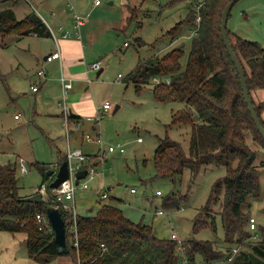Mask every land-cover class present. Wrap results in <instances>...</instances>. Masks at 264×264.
<instances>
[{
    "label": "rangeland",
    "instance_id": "rangeland-1",
    "mask_svg": "<svg viewBox=\"0 0 264 264\" xmlns=\"http://www.w3.org/2000/svg\"><path fill=\"white\" fill-rule=\"evenodd\" d=\"M7 1L18 17L36 7L52 22L47 6L36 0ZM63 1L72 2L81 14H89L87 25L93 32V38L84 40L90 49L87 62L97 59L102 64V71H88L92 82L86 91L92 93L97 107L104 100H109L113 105L107 111L101 108L92 121L83 125V132L94 135L99 131L105 143H89L84 139L86 142L80 144L79 147L84 152L92 154L97 173L91 179H81L87 180L89 187L78 190L76 196L91 201V212H94L100 203L97 202V195L101 190L109 189L111 198L108 201L113 200L133 221L150 224L158 236L168 238L175 231L185 242L189 238L212 239L218 246H235L236 244L228 245L223 238L220 216L216 214L220 200L211 207L215 216V229L206 227L198 232L192 231L193 216L204 205L211 184L219 175L224 174L223 166L203 169L194 181L188 180L190 173L186 170L176 184L168 178L155 175L154 149L160 137L168 134L188 150L187 127L173 125L166 129V125L171 122L172 110L185 107V104L179 101L158 102L154 99L151 84H146L137 91L132 81H124L139 60L152 57L159 51L158 55H161L177 45L183 47L181 63L185 64L191 39L197 33L192 32L195 27L183 23L174 41L166 32L188 14L196 17V10L202 0H183L178 3H170V0H101L100 4H95V0ZM65 6L68 7L66 4ZM128 6L137 9L136 15L126 23ZM230 10L226 25L228 29L244 39L258 41L264 46V0H238ZM231 37L234 39L233 35ZM138 38L143 41L140 45L136 43ZM46 44H53L50 35H26L21 38L0 36V164L11 163L15 166L21 194L33 193L40 185L43 175L37 162H57L66 146L64 126L58 114H55L57 84H48L45 91V87H41L38 92L45 93L39 96L38 101L35 100L38 93L30 92L32 81L38 82L37 70L40 68L33 52L45 51ZM44 103L53 105L44 107ZM115 104L120 107L114 111ZM139 137H142L141 141H138ZM246 141L250 147L260 151L254 163L264 160V148L260 147L250 133L246 136ZM116 142L123 145L125 152L106 151L104 145ZM99 149L105 151L106 160L102 158L99 161ZM19 156L25 159L28 169L26 172L18 169ZM261 170L264 190V168ZM131 187L136 191L130 192ZM158 190L161 193L157 195ZM173 191L177 199L188 197L187 200L181 202L178 208H164V197ZM260 205V202H253L250 208L251 214L256 216L257 227L255 230L248 228L251 234L249 240L260 238L259 229L264 224V206ZM90 206L78 205L77 210L87 212L86 208ZM158 208H162L164 214H156ZM253 231L256 232L257 239L253 238ZM59 256L63 258L64 264H72L73 260L68 253ZM57 260L59 259L49 263L36 262L28 255L23 232L0 231V264H58ZM215 264L228 263L224 259Z\"/></svg>",
    "mask_w": 264,
    "mask_h": 264
},
{
    "label": "trees",
    "instance_id": "trees-1",
    "mask_svg": "<svg viewBox=\"0 0 264 264\" xmlns=\"http://www.w3.org/2000/svg\"><path fill=\"white\" fill-rule=\"evenodd\" d=\"M228 1H201L196 10L201 20L191 39L184 65L181 63L183 47L177 45L161 55L139 60L124 81H132L137 91L151 84L154 99L158 102L185 104V107L172 110L171 122L166 129L173 125L187 127L188 150L168 134L160 137L153 157L156 177L168 178L176 184L186 170L190 173L188 180L194 181L203 169L211 166L225 168L224 174L211 184L204 205L193 216L192 231L198 232L206 227L215 229L211 207L220 200L216 214L220 216L223 238L228 245H236L225 248L212 239L189 238L184 244L185 255L192 263L200 259L215 264L237 247L234 264H264V224L259 229L260 238L257 239L256 232L252 233L257 240L248 239L251 234L247 224L253 202H259L262 197L260 177L264 160L254 163L260 151L249 146L246 136L250 133L262 148L264 138L250 115L238 72L221 38L220 19ZM178 2L183 0H170V3ZM128 9L126 23L136 15L137 8L128 6ZM194 17L188 14L168 29L167 34L175 38L183 23L194 27ZM32 33L46 37L50 30L34 9L18 17L7 0H0V36L21 38ZM227 36L244 71L257 117L264 127V97L259 102L252 97V90L264 87V46L240 37L228 26ZM136 43L140 45L143 41L138 38ZM63 160L65 157L61 155L57 163ZM37 166L43 175L39 184L45 183L50 189L53 175H46L49 164L37 162ZM16 171L11 163L0 164V231L23 232L29 257L36 262L49 263L61 254L53 243V229L49 228L48 222H38L36 213L47 217L45 211L51 204L50 199L35 202L21 199ZM187 198L177 199L173 191L164 197L162 205L164 208H178ZM62 214L69 247L67 253L74 264H177L180 259L176 253L177 241L158 236L150 224L133 221L113 200L101 203L94 212L76 215L77 247L72 243L73 222L68 214Z\"/></svg>",
    "mask_w": 264,
    "mask_h": 264
},
{
    "label": "crops",
    "instance_id": "crops-1",
    "mask_svg": "<svg viewBox=\"0 0 264 264\" xmlns=\"http://www.w3.org/2000/svg\"><path fill=\"white\" fill-rule=\"evenodd\" d=\"M36 1H38L43 6L46 5L47 11L49 12V15L51 16L53 24H52V22L50 23L48 18L47 17L45 18L44 15H42L36 7H34L36 14L39 15V17L42 19V21L43 20L45 21V22L44 21L43 22L45 23V25H47L48 29L50 30V36L52 37L53 44H46L45 51L33 52V55L36 58L35 61H37L38 65L40 67L39 69H41V68L45 69V73H44V76H38V82L32 81V83L30 84V92L31 93H38V96H35V100L38 101L39 96L45 93L44 91L46 90L48 84L49 85L57 84L58 95L56 97L55 114L56 115L58 114V116L60 117L61 122L65 128V129L63 128V131L65 130L63 133V137H65L66 146H65V150L62 154L65 157V155L67 153L66 151L68 148H79L80 149V147H79L80 144H82L83 142H86L84 140V137H83V134L85 133V132H83V125L87 121H92V119H94L93 116L95 114H97V112H99V110L102 108V104L105 101H109V100H104L101 103V106L98 105L99 107H97V105H95V103L93 101L92 93L90 91H86L87 87L92 82V80L90 79V77L88 75V71L93 70V69L97 70L98 72L102 71V64L99 68H93L92 69L90 66L93 62H91V63L87 62L90 49H89V46L86 45V42H84V40L87 41V40L93 38V32H91V29H89L90 26L87 25L89 14L83 15L80 12H78L71 1H70L71 3H69V1H68V3H65L63 0L61 2H59L58 0H36ZM64 3L69 8L68 7L66 8ZM100 3H101V0H100ZM100 3H98V4H100ZM95 4H97V3H95ZM74 13L81 14L85 18L84 23L80 26V30H81L80 36L71 35L69 37H65V36H63V31H64L63 28H69V29L73 28V25H74L73 14ZM105 26H107V24H105ZM29 36H38V35L32 33ZM39 37H41V36H39ZM175 39L176 38H172V41H174ZM55 51L59 52L60 57L46 61L45 60L46 55L51 53V52H55ZM159 52L155 53V54H159ZM93 61H98V60L94 59ZM63 76L69 78L72 82V86L70 88H68L66 90V92L62 91V87H61V77H63ZM120 77H118V79H120ZM34 83H37L38 88L36 90L31 89V86ZM43 86L45 87L44 91L38 92L40 90V88ZM252 97L257 102L261 101L262 98L264 97V87L256 88V89L252 90ZM63 100L65 101L66 106L69 109L70 117L72 118V120L73 121H75V120L80 121L79 129L75 128V126L73 124H70L69 130L66 129V125H65V122H63V117H62V109L58 105V102L63 101ZM52 105L53 104L48 105L47 103L43 104L44 107H49ZM110 105H111V107L113 106L112 103H110ZM116 105H117V109H118L120 107V105L119 104H116ZM262 116L264 117V111L262 112ZM14 117L16 118V115H14ZM72 142H74L73 146H72ZM87 154H89V153H87ZM89 155H92V154H89ZM20 157H22V156H19V158ZM19 158L17 159V162H18ZM22 158H24V157H22ZM50 163H53V162H50ZM50 163H49V165H50ZM35 191H36V189H35ZM108 191H109V189H108ZM101 192H102V190H101ZM33 193H26V194L20 193V194L22 196H25V195H30ZM110 196L111 195L109 194V197ZM262 196H263L262 199L259 201L261 204L260 205L261 207L264 206V190L263 189H262ZM75 198H76L75 204H76V213L77 214L78 213H80V214L84 213L83 211L77 210L78 205L79 206H81V205L90 206V204L92 203L91 201H87L83 197L79 198L75 195ZM97 200H98V198H97ZM97 202H99V200ZM262 203H263V205H262ZM99 205H100V203L98 204V206ZM86 209L88 212H90L93 210V207L90 206L89 208L87 207ZM155 213L157 214V211ZM54 259H59V260H57L58 264H64L65 263L63 258H61L59 255L57 257H55ZM54 259H52V260H54ZM72 264H74V261H72Z\"/></svg>",
    "mask_w": 264,
    "mask_h": 264
},
{
    "label": "built area",
    "instance_id": "built-area-1",
    "mask_svg": "<svg viewBox=\"0 0 264 264\" xmlns=\"http://www.w3.org/2000/svg\"><path fill=\"white\" fill-rule=\"evenodd\" d=\"M95 3H100V0H95ZM199 7V6H198ZM73 19H74V25L72 29L69 28H63V36L65 37H69L71 35H75V36H80V26L84 23L85 18L84 16H82L81 14L78 13H74L73 14ZM44 21V20H43ZM45 22V21H44ZM200 22V15H197L196 17V25L194 26L195 28L192 29V32H197L198 30V25ZM124 44H126V42L124 41ZM60 54L58 51L55 52H51L49 54L46 55L45 60H51L54 58H59ZM101 66V61H93V63L91 64V68H99ZM45 73V69L41 68L37 70V75L38 76H44ZM154 79L158 80L157 77H154ZM169 81L166 80V83H168ZM72 86V82L69 78L63 76L61 77V87H62V91H65L70 88ZM37 87V83L32 84L31 89L32 90H36ZM110 101H105L102 104V108L104 111H107L111 105H110ZM59 107H61L62 109V117H63V122H65L66 125V129L69 130V126L70 124H73L75 126V128L79 129L80 127V121L75 120L73 121L72 118L70 117V113H69V109L66 106L65 101H59L58 102ZM84 139L89 142V143H99V144H104L105 141L103 140L102 136H100L99 131H97L94 135L85 132L83 134ZM142 137L138 138V141H141ZM104 148L106 149V151H108L109 153L114 152V151H119L121 153L125 152L124 151V147L121 143L116 142L115 144L110 143V145H104ZM66 155H65V159L67 160V167L69 168V174L68 177L65 178V180L61 181L60 184L57 187H50V189L47 188L46 184L43 183L42 185L38 186L36 188V191H40L42 194V199H50L51 204L50 205H54L57 206L60 210L61 213H65L68 214L70 217V221L73 222V226H72V230L74 233V239H73V244L74 246H78L77 244V229H75V221H76V204H75V195L76 192L78 190L81 189H86L89 187V182L87 180H83L81 181L82 178H93L96 173H97V169L94 167V164L92 162V158L93 156L83 152V150L80 148H68L66 151ZM99 161L103 158L105 159V151L104 150H100L99 149ZM59 164L57 162H53L50 163L49 168H53L54 170L58 169ZM81 168H86V174L85 176L81 177L78 182H75V173L76 171L80 170ZM18 169H20V171L22 172H26L27 166L25 164V160L24 158L20 157L18 160ZM53 178H54V174H53ZM130 192H135V188L131 187ZM160 190L156 191V194H160ZM98 200L100 203L103 202H107L109 200V191L108 189H106L105 191H102L98 194L97 196ZM49 205V206H50ZM157 214H164V210L162 208H158ZM36 220L38 222L41 223H47L49 224V228H51L50 223L48 221V218L46 216H44L41 213H36ZM249 225V229L251 230H255L257 227L256 224V216L255 214H251L249 219H248V223ZM171 230H173V228H171ZM255 236V235H254ZM170 238H172L173 240L177 241V246H176V253L178 254V256L180 257L179 261L177 262V264H210V263H206L203 260L197 259L194 263L191 262V260H189V258L185 255V251H184V244L185 241H183V239L178 237V234L174 231L171 233ZM237 247H233L228 253L227 256L225 258V261L228 264H234V257L235 254L237 252ZM76 264H80L79 262ZM212 264V263H211Z\"/></svg>",
    "mask_w": 264,
    "mask_h": 264
},
{
    "label": "water",
    "instance_id": "water-1",
    "mask_svg": "<svg viewBox=\"0 0 264 264\" xmlns=\"http://www.w3.org/2000/svg\"><path fill=\"white\" fill-rule=\"evenodd\" d=\"M237 1L238 0H229L224 6V8L222 9L223 11L221 14L220 25H219L220 33H221L222 41H224V45L226 47L227 53L229 56H231V59L235 65L236 71L238 72L244 101L248 105L250 115L254 120L257 131L261 134L262 138H264V127L262 126L259 117H257V114L254 109V104L251 101L248 86L246 85V78H245L244 71L242 70L238 56H236V53L234 52L231 41L228 40V36H227V26L226 25H227L228 16L231 11L230 10L231 7ZM116 109H117V105L115 106L114 111ZM86 171H87L86 168H81L80 170L76 171L75 182H78V180L81 177L85 176ZM53 174H54V178L50 181V186L57 187L61 181L65 180V178L68 177V174H69V168L67 167L66 159L63 160L59 164L57 170L50 168L46 172L47 176H51ZM20 198L26 201H31V202L43 200L42 194L40 191H35L33 194L21 196ZM45 214L47 215L50 226L54 231L53 243L54 245H56L57 251L60 254H67L69 247H68V244L66 243L65 219L63 217V214L61 213V210L57 206L50 205L46 208Z\"/></svg>",
    "mask_w": 264,
    "mask_h": 264
}]
</instances>
